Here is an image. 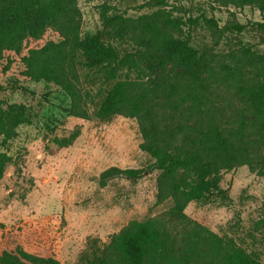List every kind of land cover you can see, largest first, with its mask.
I'll list each match as a JSON object with an SVG mask.
<instances>
[{
	"label": "rangeland",
	"instance_id": "obj_1",
	"mask_svg": "<svg viewBox=\"0 0 264 264\" xmlns=\"http://www.w3.org/2000/svg\"><path fill=\"white\" fill-rule=\"evenodd\" d=\"M81 36H102L118 59L100 68L85 66L74 52L80 86L90 119L74 117L66 93L54 85L25 76L29 48L59 43L57 30L17 38L0 59V102L25 105L32 123L18 127L12 138H0V152L11 157L0 181V224L13 226L57 215L63 222L59 241L60 264H82L88 241L104 246L132 222L163 215L172 206L158 202L159 173L141 149L138 121L116 116L100 120L95 114L117 81L182 78V66L163 51L149 54L142 46L140 20L148 17L172 37L186 41L200 55V93L207 109L228 121L248 101L242 87L264 83V13L258 7L224 6L218 0H76ZM167 19L175 21L169 26ZM214 21V23H212ZM245 26L239 33L235 26ZM108 71H111L109 74ZM114 71V74H112ZM226 133L233 130L223 127ZM251 131L254 146L264 158L263 138ZM110 168L142 170L140 181L113 179L103 185L100 176ZM221 198L208 204L192 202L185 214L264 264V169L241 166L220 173Z\"/></svg>",
	"mask_w": 264,
	"mask_h": 264
},
{
	"label": "trees",
	"instance_id": "obj_2",
	"mask_svg": "<svg viewBox=\"0 0 264 264\" xmlns=\"http://www.w3.org/2000/svg\"><path fill=\"white\" fill-rule=\"evenodd\" d=\"M218 1L224 6L258 7L264 13V0ZM158 2L166 6V0ZM167 24L175 26V21L167 19ZM48 26L57 30L61 41L29 48L25 76L64 91L71 101V115L90 119L74 52L85 58L90 69L116 61L118 53L100 35L81 36L76 0H0V59L17 38L36 36ZM140 26L145 51L175 57L182 66V78L176 82L165 78L117 81L95 116L138 121L141 149L154 160L147 172L159 173L158 202L171 199L173 206L159 217L132 222L104 246L97 239L89 240L82 264H261L252 255L232 249L223 238L190 219L185 210L192 202L208 204L224 195L219 186L222 171L241 166L258 172L264 169V158L251 140V131L264 139V83L240 89L248 106L238 109L228 121L219 111L208 110L200 93L199 52L148 17L140 20ZM256 26L264 29V24ZM235 29L241 33L246 27L237 25ZM260 63L264 69V57ZM3 89L0 82V93ZM33 118L25 105L0 102V138L14 137L18 127L32 123ZM224 126L233 130L226 133ZM10 162L11 157L0 152V181ZM145 176L142 170L110 168L100 181L103 185L113 179L136 182ZM62 229L57 215L13 226L0 224V264H60Z\"/></svg>",
	"mask_w": 264,
	"mask_h": 264
}]
</instances>
